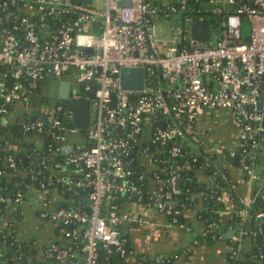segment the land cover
Instances as JSON below:
<instances>
[{
	"label": "built area",
	"instance_id": "built-area-1",
	"mask_svg": "<svg viewBox=\"0 0 264 264\" xmlns=\"http://www.w3.org/2000/svg\"><path fill=\"white\" fill-rule=\"evenodd\" d=\"M23 1L26 12L20 14L14 9L5 11L15 0H0L4 11L0 25L14 19L10 26H0V126L5 127L23 110L28 117L20 124L26 135L46 134L55 141L44 153L39 150L41 144L30 148L35 158L40 155L38 163L43 168L57 169V174H47L40 181L32 206L41 208V217L60 222L59 232L71 240L66 246L50 242L48 256L61 264H78V251L82 253L79 264H100V248L121 255L133 253L132 247L126 249L127 239L122 236L127 225L153 224L151 216L156 212L164 216L179 213L173 207V193L179 190L178 171L170 168L163 178L154 165L157 146L170 143L171 156L181 151L176 140L191 149L180 168H189L191 160L203 157V167L217 173L219 193L213 189L205 192L216 200L231 194L235 187L216 162L238 157L239 169L251 188V193L240 197L236 211L244 225L238 237L258 233L247 229L245 223L254 219L261 225L264 218V208H256L257 198L264 202V163L263 172L257 168L260 154H264V0H195L199 5L189 12L185 11L189 0H168L166 4L155 0H92L90 4L79 0ZM60 13L66 16L57 22L46 19ZM157 20L169 23L163 35L157 31ZM193 21H208L212 36L208 40L193 37ZM244 21L249 24L247 41L243 38ZM19 27L22 39L11 31ZM124 66L144 68L142 89L121 88L119 72ZM8 74L14 82L7 86ZM63 79L70 81L67 98L59 94ZM91 79L94 84L84 83ZM52 80L57 81L55 88ZM77 100L89 104V122L84 129L73 125ZM62 102L68 107L64 123L55 115ZM12 107L20 111L10 110ZM220 109L237 124V141L205 149L200 145L211 133L198 129L197 120ZM43 116H47L45 121ZM2 139L7 143V138ZM74 140L80 147H74ZM136 156L142 159L139 166H144L147 174L141 169L133 179ZM8 160L14 165L12 157ZM29 175L38 177L34 172ZM146 176L152 198L140 204V212H129L126 206L132 199H143ZM57 185L75 198L59 197L50 205L47 196ZM119 195L125 197V205L117 202ZM27 197L19 191L11 196L0 192L2 203L20 205ZM162 225L185 227L166 219ZM209 231L211 227L204 233ZM237 254L232 250L230 256ZM156 260L159 264L160 259ZM10 261L34 264L21 261L20 255Z\"/></svg>",
	"mask_w": 264,
	"mask_h": 264
},
{
	"label": "trees",
	"instance_id": "trees-1",
	"mask_svg": "<svg viewBox=\"0 0 264 264\" xmlns=\"http://www.w3.org/2000/svg\"><path fill=\"white\" fill-rule=\"evenodd\" d=\"M23 2V0H15L14 4H9L5 8V11L14 9L15 11L20 12V14H24L26 12V9L23 6ZM198 5L199 3L197 1L189 0L186 5L185 11L189 12V10H191L194 6ZM0 13H4V11L0 10ZM64 16H66V13H60L56 18L48 15L46 16V19L48 21L57 22ZM13 22L14 19L9 18L1 23L0 26H10ZM11 31L14 32L18 38L22 39L23 30L21 29V27L17 28L16 30L11 29ZM5 82L8 86L10 82H14V78H12L10 74H8V76L5 77ZM67 108V105L62 102L60 110L55 113V115H57L63 123L65 121V112ZM15 109L16 111H20V108L17 107L10 108V110ZM27 117V113L21 110L16 119L10 120V122H8L5 127L0 126V169L2 170V173L0 175V192L5 196H7L6 193L8 191H10L12 194H15L17 191H19L22 192L25 196H31L32 192L34 191L36 193H39V183L41 180H43V177H45L47 174H57V169L53 168L52 166L43 168V166L38 163L39 160H37L34 154L30 151V148L38 143L41 144V146L39 147L40 152H47L48 146L55 145V141L46 134H42L41 136L33 134L26 135L21 127L20 120ZM37 136L39 137V140ZM1 137L7 138V143H4ZM76 141L74 140V142H72L74 144V147H80V142ZM180 143L182 149L174 156H171L169 154V149L171 147L170 143H164L157 146V151H155L156 160L154 161V165L158 166V173L163 178L165 177V173L170 168L176 169L179 173V178L177 180V187L179 190L173 193V207L179 209V213L175 215H166L165 219L172 220L177 225L180 223L190 225V223L188 222L187 208L189 207L190 201L192 200V198L190 197L191 193L196 189L195 186H198V171L204 165V158L198 157L197 160H191V166L189 168H180L182 163L186 159H189V152L191 150L190 147L185 143L183 145L182 141L180 142L176 140L174 144ZM262 154H260L259 158L260 164L264 163V160H262L261 158L262 156H264V154ZM8 156L13 158L14 165H12L10 160H8ZM139 160L140 157L136 156L134 158V161L132 162V167L136 170L132 176L133 179L136 178L137 172L141 169H143L147 174L146 168L144 166H139V162L142 159L140 161ZM224 161L225 164L221 166V169L224 170L227 175L230 176V178L235 180L228 169L229 167L233 169L239 168L238 157L235 156L226 158L224 159ZM167 164H171V167ZM29 165H31V170H28ZM147 169L149 170V167H147ZM32 172L37 173L38 177L35 179H31L29 174ZM216 180L220 184L218 176H216ZM142 181L145 187L143 199L140 201L132 199V202L135 203H133V205H135L136 207H140V204H143L145 201H149L152 198L149 177L146 176ZM216 187L217 186H215L213 190H216L219 193V189H217ZM255 187L256 186H254L253 188V192L255 190ZM205 189L209 191L210 187H206ZM59 197L65 199H67L68 197H72L73 199L75 198L74 196L67 195L65 192L61 191V186L57 185L51 189L50 194L47 196L49 204L55 205ZM27 198H29V196ZM116 200L118 203L125 205V197L119 195ZM257 200L258 202L256 203V208H264V202L260 198H257ZM204 204L206 208H204L203 212L199 214L204 224V229L195 237L196 242L194 243V245H192L191 243V246L187 245V247H180L173 252L165 254L155 253L153 255H139L130 245L129 241H127L125 247L127 250L132 247L133 253H126V255H121L119 252L113 251L111 253H108L103 248H100L98 254V263L103 264L104 262H110L111 264H157L156 257H158L160 259L159 264H179V260L190 257V255L192 254V247H194L195 245H199L202 242H210L213 240L214 221L216 220L215 217L217 216L215 210L219 209L222 202L220 200H216L215 197L206 196ZM3 205L4 203L0 202V213L3 212ZM256 208H253L251 212L254 213ZM40 210L41 208L35 209L32 215L41 219L47 226L49 233L44 244H46V242L49 243L54 241L60 246L68 245L71 240L64 237L59 232L61 223L48 217H41L39 215ZM140 211L141 210H139V212ZM129 212L133 211L129 210ZM21 217L22 216L19 214V212H15L13 214H10V216L4 217L5 223L2 228V235L0 237V246L4 249V252L2 255H0V264H10L9 261L17 255H20L21 261L29 262V260L27 259V255L30 252L32 243L31 245L27 244L29 241L24 240L18 235L19 220L21 219ZM245 226L247 229H257L258 233L256 235H244L239 241H236L233 244V248L227 253L229 264H231V262L233 261L235 262V264H264V235L259 220L257 223L254 219H248V221H246L245 223ZM137 227L138 225L136 224L127 225L124 228L125 233H123L122 236L126 239H129L130 233ZM210 227L212 228V231L204 233V231ZM241 240L247 242L246 246H244L243 250L238 253L236 257H231L230 255L232 254V250L237 251V248L241 250ZM188 248H191L190 251ZM30 262L34 264H47L46 262H35L33 260Z\"/></svg>",
	"mask_w": 264,
	"mask_h": 264
},
{
	"label": "crops",
	"instance_id": "crops-1",
	"mask_svg": "<svg viewBox=\"0 0 264 264\" xmlns=\"http://www.w3.org/2000/svg\"><path fill=\"white\" fill-rule=\"evenodd\" d=\"M158 3L166 4L168 0H155ZM164 20H157V23H161ZM169 24V23H168ZM168 25H166L167 27ZM197 127L200 130L210 132V138L207 145L201 144L200 146L206 147L212 144L220 145H233L237 141L238 126L235 121L228 117L223 110H215L210 114H202L197 120ZM203 148V149H204ZM225 164L222 160L221 163L216 162L217 167H221ZM257 168L259 172H263L262 164L258 163ZM228 171L231 173L234 182V190L231 194H225L221 198V206L216 210L217 216L214 221V235L213 240L210 242H202L199 245L192 247V254L188 258L179 260V264H229L227 253L233 248V244L240 240L238 237L240 230L244 227L237 219L236 211L241 205V196L251 193L250 186L245 181L244 173L239 168L229 167ZM199 182L198 189L191 193L192 200L187 208L188 222L190 225L180 226H163L162 222L165 220V216L156 212L151 216L153 224L144 223L139 224L138 227L130 233L129 241L130 245L140 255H153L155 253H169L177 250L180 247L187 245H194L196 242L195 237L198 233H201L204 229V224L200 218V213L206 208L205 192L206 187L213 189L217 186V189H221V185L217 182V173L212 169L202 166L198 171ZM29 198L18 205L13 204V201H7L3 205V212L0 213V232L5 223V216H10L15 212H19L22 216L19 220L18 235L24 240L29 241L27 244L31 245L30 252L28 253V260L39 261L47 264H61V261L55 257H50L46 254V247L50 243L46 242L48 237V229L45 223L34 217L32 214L35 208L32 206V202L37 198L36 192H32V195H28ZM129 206H126L128 210H132V213L139 212L141 207H136L133 202H129ZM135 206V207H134ZM240 224V226L237 225ZM187 227V228H186ZM216 230V233H215ZM244 240V239H243ZM241 240V250L237 248V253H240L247 242ZM33 249V250H32ZM189 251L191 248H188ZM77 250V249H76ZM4 249L0 246V255H2ZM62 252V251H61ZM64 255L65 252L60 253ZM76 262L79 264L82 254L76 251Z\"/></svg>",
	"mask_w": 264,
	"mask_h": 264
},
{
	"label": "water",
	"instance_id": "water-1",
	"mask_svg": "<svg viewBox=\"0 0 264 264\" xmlns=\"http://www.w3.org/2000/svg\"><path fill=\"white\" fill-rule=\"evenodd\" d=\"M80 2L90 4L92 0H79ZM128 2L121 1L120 4H127ZM219 18V16H218ZM191 34L195 38H199L201 40H208L212 34L209 32V22L208 21H193L190 24ZM93 31L96 30V24H93ZM243 38L244 40H249V24L247 21L243 22ZM86 52H91V49H87ZM50 77H54L52 73L49 74ZM120 76V86L125 89H133L140 90L144 87L145 81V71L141 66H124L120 68L119 72ZM90 82L94 84V80H87L84 83ZM69 85L70 81L68 79H63L60 81V89L59 94L61 98H67L69 94ZM96 86V85H95ZM263 87V83H262ZM259 99H262V92L259 94ZM4 120L7 119V116L3 117ZM47 116H43L42 120H46ZM89 122V104L87 100H77L74 103V116H73V125L79 129H84ZM40 155L37 156V160H39ZM222 159L218 160V163H221ZM181 180V179H180ZM197 189V185L195 186ZM8 196H11V192L8 191L6 193ZM83 201L89 202L87 197L80 198ZM13 204L18 205L17 202H13ZM20 207V205H18ZM261 229L264 235V218L260 219ZM240 226L239 223H237ZM70 227V225H69ZM2 233L0 232V237ZM10 264H13L12 261H9Z\"/></svg>",
	"mask_w": 264,
	"mask_h": 264
},
{
	"label": "rangeland",
	"instance_id": "rangeland-1",
	"mask_svg": "<svg viewBox=\"0 0 264 264\" xmlns=\"http://www.w3.org/2000/svg\"><path fill=\"white\" fill-rule=\"evenodd\" d=\"M166 25H168L166 20L162 21L161 23H157V31H158L159 35L165 34ZM56 85H57V81L56 80H52V87L55 88Z\"/></svg>",
	"mask_w": 264,
	"mask_h": 264
}]
</instances>
